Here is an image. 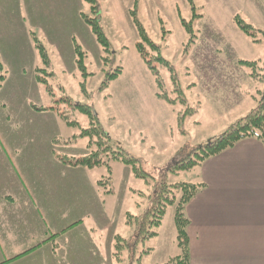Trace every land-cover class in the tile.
I'll return each instance as SVG.
<instances>
[{"label":"rangeland","instance_id":"rangeland-1","mask_svg":"<svg viewBox=\"0 0 264 264\" xmlns=\"http://www.w3.org/2000/svg\"><path fill=\"white\" fill-rule=\"evenodd\" d=\"M193 3L201 17L193 22L194 42L186 52L189 35L181 17L192 20L189 0H0V75L4 76L0 86V164L10 159L26 197L34 202V212H42L40 220L35 214L33 221L41 223V242L44 225L56 229L62 221L47 216L49 211L43 205L39 209L40 199L33 189L45 185L38 180L40 172L67 181L59 189L71 191L73 187L88 194V199L72 208L74 202L68 200L73 197L52 196L60 205L55 206L57 214L64 209L72 215L63 225L72 222L71 228L80 227L73 232L63 227V238L54 236L43 246V251L50 249L59 255L55 264H140L129 261L127 254L124 261H117L113 235L132 237L126 214L141 213L146 199L138 193L147 194L151 189L133 175L130 166L119 161L75 169L59 159L82 157L94 150L89 138L81 137L82 129L91 125L89 117L70 106L67 98L73 105H91L112 140L137 157L141 168L156 179L174 162L180 149L183 156L191 153L264 99V39L252 42L234 21L239 15L264 30V0ZM132 10L174 67L172 71L154 63L164 84L161 90L156 75L137 50L139 37ZM84 15L99 21L110 42L108 50L98 43ZM36 39L44 47L49 64L43 62ZM77 45L86 54L87 76L77 64ZM242 59L256 61L255 68L244 67ZM115 72L119 75L105 88L108 75ZM38 73L44 83L37 79ZM177 87L182 93L175 91ZM159 92H167L176 101L169 104L159 99ZM35 107H59L76 123L69 125L54 110ZM191 108L195 114L183 117ZM52 159L63 165V170L54 171ZM19 161L25 170L19 167ZM70 171L72 176H67ZM197 171L195 166L171 173L169 178L173 182H195ZM96 179L105 183L104 187L99 184L98 192ZM174 217L175 207L169 206L160 236L146 242L154 248L143 256L141 264L168 262L179 253L177 241L170 240ZM61 249L66 253L61 254ZM35 260L36 256L30 258L28 264L42 263Z\"/></svg>","mask_w":264,"mask_h":264},{"label":"crops","instance_id":"crops-1","mask_svg":"<svg viewBox=\"0 0 264 264\" xmlns=\"http://www.w3.org/2000/svg\"><path fill=\"white\" fill-rule=\"evenodd\" d=\"M20 161L19 167L25 170V166L20 164ZM52 161L54 171L63 168L58 161L54 159ZM12 164L8 158H5L4 164H0V264H28L31 263L29 259L34 256L42 262L41 264H55L54 260L58 259L59 255L56 256L50 249L43 251V246L55 239L54 236L63 238L62 230L67 229L73 232L80 227L71 228L72 222L68 226L63 225V221L71 219L72 215H67L68 212L63 208H61L62 214H57L55 206L60 207V205L54 203L52 196L73 197L68 200L70 203L74 202L71 205L72 208L84 198L88 199L86 198L88 194L79 189L73 190V187L71 191L59 189L67 181L54 178L53 174L40 172L38 180L41 179L45 185L41 189L36 186L33 189L40 199L39 209L41 210L43 205L49 211L47 216L54 218V221H62L61 224L56 225V229H48L44 225L41 242L42 235H39L41 223L36 224V221H33L35 214L39 221L42 212H34V202L26 197L24 184L20 182L18 170ZM197 167L195 183L202 182L204 187L187 203L185 208L189 219L191 264H264L263 142L255 137L241 139L233 147L207 158ZM73 168L86 167L74 166ZM67 176H72L71 171L67 173ZM95 184L98 192V179L95 180ZM54 186L56 189H53ZM75 191L77 195H74ZM109 192L114 194L113 190ZM50 220L52 221L51 218ZM164 221L165 217L156 238L160 236ZM63 227L66 228L63 229ZM172 231L170 240L176 242V225ZM69 247L67 246L66 250ZM150 247L154 248V246ZM66 250L61 249V254L66 253ZM42 260L45 262L43 263ZM154 261L155 264L167 262V260Z\"/></svg>","mask_w":264,"mask_h":264},{"label":"trees","instance_id":"trees-1","mask_svg":"<svg viewBox=\"0 0 264 264\" xmlns=\"http://www.w3.org/2000/svg\"><path fill=\"white\" fill-rule=\"evenodd\" d=\"M95 3V0H87ZM192 6V20L187 21L181 17V22L186 32L189 35V40L186 45V52H188L190 46L194 42V29L193 22L200 18L201 15L197 14L195 4L193 0H189ZM132 21L137 29L139 41L137 42V50L141 58L145 61L148 68L152 70L156 75V81L158 88L161 90L164 88V84L159 78L156 66L154 63L159 62L162 65L167 66L172 71L174 67L172 63L166 59L162 54V48L158 45L149 35L147 29L139 19L135 10L130 12ZM84 19L91 26V29L98 41L106 50H108L110 42L105 35L99 21L95 18H90L84 15ZM234 21L237 27L247 36L252 42L260 43L261 38L264 39V30L259 29L251 23L245 21L239 15H236ZM37 40V39H36ZM37 47L42 60L45 64H49V57L44 47L37 40ZM77 64L82 71L83 76H87L86 66V54L82 51L79 45L76 46ZM240 63L253 70L255 68L256 61L241 60ZM41 71H46L42 69ZM120 72V70H118ZM118 73H112L108 75L107 82L104 84L105 88L109 86L110 82L115 80ZM253 72V71H252ZM251 72V73H252ZM4 76L0 75V86L3 82ZM37 79L40 82H45L40 73L37 74ZM261 82L262 79L255 78ZM83 84V83H82ZM84 85L82 90H84ZM175 91L182 93V89L177 87ZM157 97L169 104H173L176 98H171L166 92L158 93ZM181 98V97H178ZM183 100V99H182ZM184 101V100H183ZM66 102L70 106L76 107L79 111L86 114L91 122L89 128L82 129L81 137H88L93 147L92 153L84 155L82 157H59L65 164L72 166H81L86 168H95L105 163L119 161L125 165L131 167L132 173L136 178L142 179L145 183L151 186L150 191L138 193L140 197L146 199V205L143 211L139 214H126V224L133 228V235L131 238H124L121 235H115L114 237V256L118 262L124 261V255L127 254L129 261H138L141 264L142 258L145 254L149 253L152 249L146 246V242L158 235L159 228L164 220V217L169 206L175 207V225L177 232V243L179 253L171 258L170 261L164 264H191V252H190V240L188 235L189 219L186 215L185 208L187 203L204 187V183L199 182H173L169 178V174H176L181 170H190L195 166L201 165L204 160L212 157L221 151L233 147L238 141L248 137H255L261 140L264 144V99L259 101L258 105L250 111L245 117L237 120L228 129L221 134L209 138L204 144L196 147L191 153L181 155V149L178 151V157L168 167L164 169L163 175L156 179L152 177L148 172L143 170L140 166L139 159L135 156L128 154L120 145L115 143L110 135L102 128L98 122V117L93 107L86 103H71V99L67 98ZM37 110H54L59 116L65 120L69 125H73V122L68 119L65 111H61L59 107H35ZM183 117L195 114V109L191 108ZM185 133V132H184ZM108 182H110L108 180ZM100 186H105V183L99 182ZM110 190H106L109 193Z\"/></svg>","mask_w":264,"mask_h":264}]
</instances>
